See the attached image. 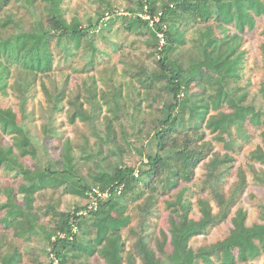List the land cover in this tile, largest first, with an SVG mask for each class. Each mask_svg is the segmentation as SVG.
I'll return each mask as SVG.
<instances>
[{"label": "trees", "instance_id": "trees-1", "mask_svg": "<svg viewBox=\"0 0 264 264\" xmlns=\"http://www.w3.org/2000/svg\"><path fill=\"white\" fill-rule=\"evenodd\" d=\"M63 2L0 0V264H26L32 256V264H51V255L59 264H256L264 258V203L262 223L253 226L237 208L247 171L238 169L228 193L224 186L253 126L262 128V142L247 165L264 188V82L260 105L238 86L245 33L259 30L264 63V0H89L96 14L87 24L69 23ZM117 25L118 34L146 38L154 69L135 71L123 61L119 70L112 63L125 49L124 40L110 36ZM74 76L80 82L72 88ZM37 91L45 100L40 117ZM10 95L15 105L4 104ZM129 117L135 121L125 122ZM127 123L142 126L137 143L129 140ZM64 124L75 139L66 137ZM117 127L126 145L142 143L138 168L112 156L120 147ZM201 165L207 171L198 186L192 182ZM94 189L111 195L89 209ZM67 194L83 205L63 210ZM161 201L170 213L168 233L155 239L149 231ZM195 206L199 219L192 216ZM232 214L227 238L191 247ZM134 218L139 230L131 227ZM127 230L137 236L131 247Z\"/></svg>", "mask_w": 264, "mask_h": 264}, {"label": "rangeland", "instance_id": "rangeland-1", "mask_svg": "<svg viewBox=\"0 0 264 264\" xmlns=\"http://www.w3.org/2000/svg\"><path fill=\"white\" fill-rule=\"evenodd\" d=\"M63 8L65 10V18L69 23L73 22H79V23H85L90 20V18L94 17L96 14V6L91 5L89 0H63ZM118 7H121L120 9H117L118 11H122L125 7L124 3L118 4ZM264 24V21L260 22L259 26H262ZM118 28L119 26L117 25L114 29L113 32L110 33V36H112L113 40L118 42L123 40L125 41V49L121 50L118 52V54H115L112 58V63L117 66L119 70H121L124 67L123 61L129 62V64L132 66V68L135 71H139L141 67L147 69L149 71L154 69L155 66V61L154 58L151 56L152 49L147 46V44L144 42L145 37H136V36H128L126 37L122 31L118 34ZM139 40L137 44V48L135 50H131L129 48L130 43L133 40ZM263 42V37L260 35L259 30H256L255 32H247L244 34V41L243 44L241 45V49L246 52L245 54V61H244V69L243 72L241 73V80L238 82V86H240L244 92L248 93L247 100L249 103H255L257 104H263L262 98H261V89H262V84L264 82V63L262 59V54H261V44ZM101 47H106L105 42H99ZM128 52L130 53L128 55ZM149 68V69H148ZM75 78L72 81V88H75L77 86V83L80 82V79L78 76H74ZM2 100L4 101L5 105H15L16 99H14L13 96H4L2 97ZM34 104L36 105V110H37V117H40V103L45 104V100L43 97L42 92L37 91L36 96L33 100ZM65 120V118H62ZM127 120L129 121H135L134 118H128L125 119L124 121L126 122ZM38 124L41 123V119L38 118L37 121ZM125 132L128 135V138L130 141L133 143H137L135 136H137V131L140 127H142L140 124H136L138 126L136 127H131V124H125ZM64 128L66 129V137L69 139H75V135L77 137V133L74 132L73 127L68 126L67 124H64ZM250 133L252 134V139L249 144H246L243 151L235 154L236 161L234 163V167L231 171V174L227 175L226 181L224 182L225 186V192H229L231 190V187L234 186L238 180L237 178V171L240 167H243L248 174V180H249V185L248 188L245 190V193L243 197L241 198L239 205L237 208H243L248 214L247 216V225L248 226H253L254 224L257 223H262L260 219V210H259V205L261 203H264V188L258 186L253 182V177L252 173L249 170L248 167V162L250 161L249 155L250 152L255 150L262 142L261 139V133H262V128L261 127H249ZM122 130L120 127H117V138H118V143L120 144L119 149L116 151H112V156L114 158H120L121 161L125 163H129L131 165L139 167V164L141 163V157L139 156L137 149H141V142H138V145L134 147V145L128 146L126 143L123 141V135H122ZM135 135V136H134ZM140 137H143V139L146 140L144 135H141ZM211 135L208 133L207 134V139H210ZM144 144L147 143V141H143ZM3 143L9 144L10 140L9 138L3 139ZM216 145L215 150L219 151L221 154H224L223 146L217 144L214 142ZM120 149H124L125 152L122 154ZM76 154V156H78ZM210 157L208 158V160ZM207 160V161H208ZM214 160L212 159V162ZM92 168H95V165L92 163ZM261 165L256 164V169H260ZM206 169L204 168L203 165L199 166V168L196 171V177L195 180L192 182L197 184L198 186H201L203 184L202 180L205 178V173ZM84 174V172H83ZM194 186L192 187L195 192L200 191V187ZM49 192H47L48 194ZM48 195H46L47 197ZM203 196L208 197L209 193L203 194ZM196 197V196H195ZM197 198V197H196ZM163 200V198H162ZM42 201H47V200H42ZM194 201H196L194 199ZM75 205H83L82 199H80L78 196L67 194L62 203V209L63 210H70L72 209ZM135 203L128 204V214H132L133 217L136 214V208H135ZM160 210L159 213L156 217L151 219V224H152V229H150L149 233L154 236L155 239L159 238L161 235V231L164 229L166 233H168V219H169V212L165 210L163 207L162 201L160 202ZM215 212H217V206L215 203H213ZM236 210V209H235ZM195 219L200 218V212L198 210V207H194V213L192 215ZM234 214L231 215L229 219H227L225 222L221 223L217 227L213 228L208 234L198 236L194 238L191 241V247L197 251L199 248L203 246H208V245H213L214 243H217L218 241H222L225 238H227L233 229V224H232V217ZM138 223L135 222V218L133 223L131 224V227H136L137 230H139V226H137ZM1 227V226H0ZM1 232V230H0ZM124 238L127 239V246L131 247L136 241H137V236L133 237L130 235L129 230L124 231L123 233ZM129 239V240H128ZM40 252V249L37 251V253ZM25 260L26 264H32L34 260H36L35 256L28 257ZM101 259V258H100ZM100 259H98L100 261ZM102 261V259H101ZM47 262V260L45 261ZM90 264H100L96 260L92 259L89 260ZM256 264H264V258H260L255 261Z\"/></svg>", "mask_w": 264, "mask_h": 264}, {"label": "built area", "instance_id": "built-area-1", "mask_svg": "<svg viewBox=\"0 0 264 264\" xmlns=\"http://www.w3.org/2000/svg\"><path fill=\"white\" fill-rule=\"evenodd\" d=\"M162 44H164L163 40H162ZM120 192H121V189H119L118 193ZM110 195L111 193L109 191L101 192L99 189H94L93 193L90 194L89 209H97L98 202L100 200L107 199ZM74 232H77L76 227L74 228ZM61 237H65V235H61ZM50 259H51V264H59V260L55 256L51 255Z\"/></svg>", "mask_w": 264, "mask_h": 264}]
</instances>
